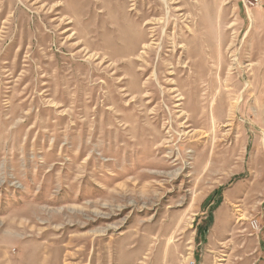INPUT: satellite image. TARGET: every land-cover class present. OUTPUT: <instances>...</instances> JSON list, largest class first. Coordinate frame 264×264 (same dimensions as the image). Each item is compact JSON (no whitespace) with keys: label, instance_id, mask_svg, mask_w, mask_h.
I'll return each instance as SVG.
<instances>
[{"label":"rangeland","instance_id":"obj_1","mask_svg":"<svg viewBox=\"0 0 264 264\" xmlns=\"http://www.w3.org/2000/svg\"><path fill=\"white\" fill-rule=\"evenodd\" d=\"M127 2L0 0L8 264H264V0Z\"/></svg>","mask_w":264,"mask_h":264},{"label":"bare ground","instance_id":"obj_2","mask_svg":"<svg viewBox=\"0 0 264 264\" xmlns=\"http://www.w3.org/2000/svg\"><path fill=\"white\" fill-rule=\"evenodd\" d=\"M127 5H128V2H127V0H120V8H121V10H122V15L120 16V18H119V20L121 19V21H120V25H121V29H124V30H126V28H127V23L126 22H130L131 20H130V15L126 12V9H127ZM158 6V5H157ZM190 7H191V5H190ZM151 10L150 11H144L143 13H141V14H136V15H132L135 19H134V21H135V23H140V22H142V21H145L146 19H148L149 18V16L150 15H157V14H160L161 12L160 11H158V9L157 8H155V7H152V8H150ZM189 9V8H188ZM134 11H136L137 10V8H135V9H133ZM179 11H181V10H179ZM140 12V11H139ZM138 13V12H137ZM146 24L147 25H157V24H161V22L160 21H157V20H154V21H148L147 20V22H146ZM154 32H156V31H154ZM191 36V38H192V40H191V38H190V42H189V44L191 43V42H193L194 40H196V39H198L199 38V34L198 33H193L192 35H190ZM178 38V37H177ZM189 39V37L187 38V39H185L184 37H181L180 38V41L181 42H186L187 43V40ZM133 40V39H132ZM133 42V41H132ZM143 46H144V49H148L149 50V48H150V45L149 44H147V38H145V39H143ZM141 43V42H140ZM151 44V43H150ZM188 44V43H187ZM188 44V45H189ZM185 45V44H184ZM138 47L139 46H135L134 47V50L133 51H137L138 50ZM189 47V46H188ZM186 45H185V48L183 49L184 50V57L186 58V59H192L194 56H196V54H195V50L194 49H189ZM183 48V47H182ZM181 48V49H182ZM197 60V59H196ZM190 65H193V62H190ZM192 122V121H191ZM4 226V225H3ZM9 228H10V226H8ZM76 242H78V243H82L83 244V246H81V244H79V245H76L75 246V243ZM87 242H89V239H73V240H71L70 242H69V244L66 246V247H64L63 248V252L65 251L66 252V255H64V262H67V264H71V263H74V260H77V259H80V257H84V258H86V256H87V252H88V249H89V246H88V244H87ZM72 243H73V246L76 248V247H80L75 253H72L70 250H72V248H74V247H72L71 248V245H72ZM54 247H52L51 245H49V246H44V254H45V256L46 255H48L49 253H50V249H53ZM66 249V250H65ZM62 252V253H63ZM100 252H101V248L99 247H95L94 246V249H93V251H92V257H91V259H90V264H93V263H96V264H100L99 263V261L101 260V258H102V256H101V254H100ZM53 253H54V251H53ZM58 257V256H57ZM113 257H106L105 258V261H104V263L105 264H114V263H116V261H115V259L113 258ZM38 262H37V264H41L40 263V261L42 260V257H41V254H39L38 255ZM58 259H60L59 257H58ZM146 259V258H145ZM43 260H45L46 261V259H43ZM61 260V259H60ZM80 261L82 262H84V259H80ZM115 261V262H114ZM0 264H8V258H7V256H6V253H4L3 252V249H1L0 248ZM44 264H45V262H44ZM56 264V263H55ZM74 264H76V263H74Z\"/></svg>","mask_w":264,"mask_h":264},{"label":"built area","instance_id":"obj_3","mask_svg":"<svg viewBox=\"0 0 264 264\" xmlns=\"http://www.w3.org/2000/svg\"><path fill=\"white\" fill-rule=\"evenodd\" d=\"M254 3L252 2V5H253Z\"/></svg>","mask_w":264,"mask_h":264}]
</instances>
